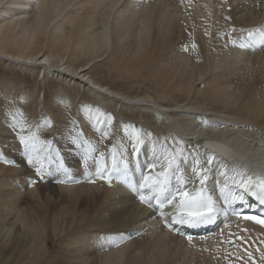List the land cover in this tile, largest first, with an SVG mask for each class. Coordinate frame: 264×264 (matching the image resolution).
<instances>
[{"label": "bare ground", "instance_id": "1", "mask_svg": "<svg viewBox=\"0 0 264 264\" xmlns=\"http://www.w3.org/2000/svg\"><path fill=\"white\" fill-rule=\"evenodd\" d=\"M150 3L154 4L147 10ZM250 27L264 29V0H0V57L5 63L19 65L20 72L33 67L44 74V81L49 70L65 71H57L63 84L54 95L58 106L65 104L60 106L65 113L63 122L61 112L57 121L47 108L42 90L23 89L11 79L0 86L2 97L11 104L0 111V145L8 153L2 152L1 159L11 161L0 165V264H188L187 256L199 255L196 245H203L205 238L193 237L182 247L179 237L157 222L149 223L156 213L136 205L120 184L105 183L95 175L101 152L110 167L113 147L117 159L124 150L132 151L125 142L127 134H120L127 121L118 125L119 134L113 140L101 137L103 120L96 121L103 113L113 117L110 128L117 127L115 114L120 107L131 112L155 111L158 118L153 115L151 122L143 124L155 138L138 145L139 159L133 152L129 167L136 172L142 167L146 175H154L162 168L149 170L154 157L151 151L161 145L162 153L156 155L161 159L171 146L172 150L183 148L184 189L188 182H199L192 171L195 159L203 165L211 154L217 159L208 166V187L214 190L230 182L239 190L242 173L264 168V47L250 49L247 46L253 43H242L247 50L239 51L234 43ZM95 74L136 84L146 94L131 97L95 79ZM79 81L98 98L96 102L84 98L91 96ZM67 87L74 89L73 101ZM76 100L84 102L79 111H74ZM110 103L116 104L113 112L106 110ZM24 104H32L34 110H23ZM29 114L31 133L39 135L47 131L52 137L64 134L77 141L72 127L81 125L83 141L91 142L95 151L90 153L88 144L79 142L75 151L65 152L66 169L55 160L53 167L50 163V175L40 178L35 173V183L29 185L34 166L28 163L29 153L17 151L22 145L10 123L13 115L25 122ZM220 115L235 117L242 124L226 125ZM66 119L73 124L67 125ZM247 123L253 124V134ZM203 124L208 125L205 133ZM256 127L261 131L255 133ZM233 129L243 132L239 138L244 153L239 157L232 149L207 147L206 143L207 148L194 147L204 134L219 144H233L228 137ZM39 146L38 142V150ZM81 168H87V174ZM225 169L227 175L221 176ZM77 173H82L80 178H72ZM89 177L95 183L86 182ZM138 177L141 184L143 177ZM245 177L257 180L253 174ZM172 181L177 186L175 178ZM216 196L220 211L222 196L220 192ZM135 229L142 231L126 232ZM143 229L149 235L139 239ZM50 231L66 241V253L57 263L49 248ZM219 231L231 240L230 247L208 244L213 257L220 255V264H231L230 260L233 264H264L262 229L235 220L224 223ZM121 237L123 242L115 247ZM214 260L211 257L209 262Z\"/></svg>", "mask_w": 264, "mask_h": 264}, {"label": "snow or ice", "instance_id": "2", "mask_svg": "<svg viewBox=\"0 0 264 264\" xmlns=\"http://www.w3.org/2000/svg\"><path fill=\"white\" fill-rule=\"evenodd\" d=\"M246 39L249 41H260L264 43V29H259L255 31H248ZM235 43V42H234ZM195 47V45H193ZM187 50V49H185ZM91 113V109L89 110ZM17 115L23 116L22 113ZM103 120V125L100 129V134L102 138H107L111 133L106 128H110L112 124L113 117L110 115H105L100 113L97 117V123L99 124ZM11 126L13 129H18V138L21 145H23V150L26 153H29L28 163L35 167L36 173L38 176L43 175V169L46 161H51L53 159L52 153L55 151L51 147L50 142L40 141L41 148L37 149V138L35 135H24L23 133L27 131V125L23 120H18L16 115H13L10 120ZM45 123H48L47 121ZM215 126V125H214ZM133 127V126H129ZM125 132H128V128L124 129ZM134 141L132 151L139 154L138 145L142 143L141 132L136 130L133 127ZM147 135H151L148 133ZM79 143V140L74 141ZM83 143L88 144V151L94 152L95 148L92 147L91 142L85 140ZM182 144V142H179ZM42 153V154H41ZM183 156V148H176L172 151H167L162 155L161 160H154L150 166L149 170H154L157 167V164L160 165L162 171L155 173L154 175H146L142 178V183L134 187V191L137 192L139 200L142 203L153 206L155 202V210L159 212L161 218H165L167 215L172 217L178 224H186L189 226H196L201 224H206L212 221L213 217L219 211L217 207L216 200L208 194L206 189L203 187L208 178V166L213 164L217 159L214 155L209 154V157L206 159L202 165L198 158L195 159V164L192 168V171L196 177L199 179L201 185L200 189L194 193H189L184 190V177L181 171V158ZM0 158H2V153H0ZM100 169L95 173L98 178L106 179L109 184L112 182L114 176L126 175L129 170V161L127 159V150H124V153L120 155V159H117V150L115 147L112 149L111 156V168L105 163V155L103 152L99 154ZM162 161V162H161ZM6 163H11V161L5 160ZM221 176L227 175V170L220 172ZM242 175V174H241ZM175 178L177 186L175 187V192L160 199V195L165 193L168 190V186L172 179ZM88 183H95V180L89 177L87 179ZM239 187L244 189L246 192H250L251 195L255 196L261 204H264V178L257 181H252L251 177H243L240 181ZM225 187L220 189L221 196L227 200L230 193H226ZM151 193L152 195H148ZM179 196L178 203H175L174 211L171 213H165L164 209L169 205L176 202V198ZM246 219L256 220L257 223L264 224V219H259L254 216H246ZM165 226H169L167 220H165ZM123 237L117 243L115 247H119L120 242H123ZM189 242L191 243V237H188ZM251 257V253L248 254ZM262 259H264V254H262Z\"/></svg>", "mask_w": 264, "mask_h": 264}, {"label": "rangeland", "instance_id": "3", "mask_svg": "<svg viewBox=\"0 0 264 264\" xmlns=\"http://www.w3.org/2000/svg\"><path fill=\"white\" fill-rule=\"evenodd\" d=\"M3 58V57H2ZM1 57H0V86H2L4 83H5V81L7 80V79H11L12 81H15L18 85V87H23V89H26V90H28V89H30V90H37V93H39V91H43V93H42V95L43 96H45V98H46V106H47V108L49 109V111L51 110V113H52V115L56 118V120L58 121V120H61L60 119V114H59V112H61V108H60V106H64L65 104H61V105H59L58 106V103L57 102H54V97L56 96L55 94L57 93V88L60 86V85H62L63 84V82H61V80L59 79V78H57V76H59V77H61V75H59L58 74V72L57 71H60L59 73H63V72H65V71H63V72H61L62 70H60V69H58V70H53V71H51V70H49L48 72L50 73V75H49V78L47 79V81H44L43 79H44V74L42 75V74H40V73H38V70H36V71H34L33 70V67H30V69L28 68L27 70L25 69V71L24 72H20L19 70H17V68H18V66L19 65H16L15 64V66H17L16 68H15V66H13V67H11V66H9V64H7V63H5V59H4V61H3V59H2ZM6 64V65H5ZM65 68H63V70H64ZM31 70H33V71H31ZM30 72V73H29ZM31 72H33V73H35V74H32ZM47 72V74H49ZM55 72V73H54ZM56 74V75H55ZM53 75V76H52ZM56 76V77H55ZM79 76V78H81V77H83V76H81V75H78ZM63 77V76H62ZM95 79H99L100 81L102 80L103 81V83H105V84H110V86L112 87V89H114V90H116V91H120L121 93H124L123 91H125V93L124 94H127V95H129V96H134V95H138V96H141L142 97V95H145L146 93H144V91L141 89V88H138V87H136L135 85H131V84H128L129 82L128 81H124V80H116L114 77H111V75H110V77L109 76H106V75H97V74H95ZM82 79V78H81ZM128 82V83H127ZM79 83H80V81H79ZM80 84H82V83H80ZM83 86H84V91L85 92H87L90 96H91V98H86V97H84L85 99H90L91 101H94V102H96L97 101V99L98 98H94L89 92H88V90H87V86H86V84H82ZM68 88V87H67ZM83 88V87H82ZM119 89V90H118ZM122 89V90H121ZM145 90H147V87H145L144 88ZM72 89H70V88H68V91L70 92V93H73L72 94V97H71V101H73V99H74V89L71 91ZM83 90V89H82ZM142 90V91H141ZM144 93V94H143ZM41 95V97H40V99H43V96ZM55 95V96H54ZM0 98H2V100L0 99V111L2 110V109H5L6 107H9L11 104L10 103H8L7 101H6V99H4L3 97H2V93H1V91H0ZM80 98H81V96H80ZM55 103V104H54ZM76 103H77V105L75 106V109H74V111H79L80 110V108H81V106L83 105L84 106V102L83 101H78V100H76ZM112 105V104H111ZM31 106V107H30ZM82 106V107H83ZM112 108H116L115 107V105L113 104V106H112ZM22 109L23 110H27V111H31L32 109L34 110V107L32 106V104L30 105V104H27V105H25L24 104V106L22 107ZM29 109V110H28ZM120 110V111H119ZM116 113H118L117 114V116L118 117H121V118H123L124 119V114L126 115V117L128 118V119H126L127 120V122H133L134 123V125H133V127H134V129H136V130H140V132H143V129L142 128H140L141 126L140 125H142L144 122L146 123L147 122V120H148V122H151L152 121V115L150 114V112L149 111H144V112H142V113H139V114H136V115H134V114H129V113H127L126 111H125V109H119ZM89 111V110H88ZM32 112H35V111H32ZM25 113V112H24ZM26 114V113H25ZM31 114V113H30ZM30 114L29 115H25V123H26V125H27V131H25L23 134L24 135H35L36 136V138H37V141L38 142H40V141H44V142H50L51 143V147H52V149H54L55 151L52 153V156H53V159L51 160V161H46L45 162V165H44V169H43V171H46L47 169H52V167L54 166V162H55V160H58L59 162H60V164H61V166L63 167V168H65L66 169V165H65V163H63V159H64V155H65V152L67 153V152H72V151H75L76 149H77V145L76 144H78V143H76V142H74V141H76V140H70V139H68V136L66 135H64V134H62V136L61 137H52L51 136V134H50V132H47L46 131V133L44 132V133H41L40 135L39 134H37V133H31V128H32V123H33V121H32V118H29V116H30ZM148 114V115H147ZM65 116V113L62 111L61 112V117H62V120H61V122H63L64 121V117ZM146 119H145V118ZM1 118V117H0ZM7 119V118H6ZM29 120V121H28ZM67 120V122H66V124L67 125H71V124H73V121H71V120H69V119H66ZM74 120V119H73ZM143 120V121H142ZM145 120V121H144ZM3 121H6V120H4L3 119ZM31 122V123H30ZM137 123V124H136ZM141 123V124H140ZM9 124V123H8ZM77 126V127H76ZM76 126H74V127H72V130H73V132L77 135L78 134V136H79V138H77V140H79V142H82L83 141V138H82V133H84L83 132V130H80L79 129V127H78V125H76ZM128 127V132H125L124 130L123 131H121V136H124V134L126 135L127 134V138L125 139V142H126V144L131 148V149H133V141H134V135H132V133H133V128L132 127H129V125H127L126 126V128ZM130 128V129H129ZM78 129V130H77ZM81 131H82V133H81ZM118 130H114L113 131V134H112V136H111V140H113L114 138H115V136L116 135H118L119 134V132H117ZM28 132H30V133H28ZM80 132V133H79ZM2 133V132H1ZM17 133H18V129H17ZM123 133V134H122ZM131 134V135H130ZM6 135V134H5ZM64 135V136H63ZM51 136V137H50ZM63 137V138H62ZM65 137V138H64ZM17 139H18V142H19V138L17 137ZM57 139V140H56ZM66 139V142L64 143L63 142V140H65ZM3 140V139H2ZM5 140H7L6 138H5ZM1 141V140H0ZM73 141V142H72ZM2 142V141H1ZM37 142V143H38ZM61 142H63V143H61ZM68 142V143H67ZM72 142V143H71ZM20 143V142H19ZM61 143V144H60ZM8 144L12 147V143L11 142H9L8 141ZM61 147H60V146ZM66 145V146H65ZM21 146V145H20ZM65 146V147H64ZM68 146V147H67ZM72 146V147H71ZM69 147H70V149H69ZM76 147V148H75ZM3 148V145H2V147H1V145H0V153H2L3 152V154H4V152H5V155H7L8 156V153H7V151H4V148ZM40 148H41V145L39 146V150H40ZM67 148V150H64V149H66ZM158 148V149H157ZM22 149V150H21ZM61 149V150H60ZM159 149H161V145L160 146H158V147H156L153 151H151V154L152 155H156V154H159V153H162V150H159ZM17 151L19 152V153H24L25 151L23 150V145L20 147V149H17ZM161 151V152H160ZM131 151H129L128 153H130ZM58 153V154H57ZM60 153V154H59ZM61 153H63V154H61ZM42 154V153H41ZM63 155V156H62ZM3 157V156H2ZM53 164L52 165V167H51V164ZM3 164V165H2ZM6 163H4L3 162V160L0 158V165H2V166H4ZM50 164V165H49ZM50 167V168H49ZM70 169H71V167H72V165H70V166H68ZM34 171L32 172V173H34L33 175H32V177H30L29 178V180L31 179L34 183H35V179H36V177H35V173H36V171H35V167H33L32 168ZM81 170H82V173L83 172H85L86 173V170H83L82 168H81ZM71 171H73L72 169H71ZM75 171H76V169H75ZM82 173H80V174H78L77 173V175H75V174H73V177L72 178H76V179H78V178H80V176L82 175ZM76 176V177H75ZM78 177V178H77ZM40 178H42L41 176H40ZM44 178H46V175H45V177ZM30 182V181H29ZM77 183H78V181H77ZM33 184V183H32ZM31 184V185H32ZM221 238V235H218V237H217V239H220ZM48 239H49V245H50V252H51V256H52V258H53V260L55 261V263H57V262H59L60 261V257H62L65 253H66V246H65V244H66V241H65V239H64V241H62L61 239H58V238H55L52 234H51V231H50V233H48ZM141 241H143V240H141ZM229 239H225V241H224V244L225 243H228L229 244ZM222 245H223V242L221 243ZM182 245V247H185V245L182 243L181 244ZM184 245V246H183ZM65 247V248H64ZM204 248V249H203ZM185 249V248H184ZM201 249V250H200ZM199 250V251H198ZM208 250V248L206 247H202V248H199V249H197V251H196V253L197 254H199V255H195L194 254V256H196V257H191V256H187V261H186V263H188V262H190V261H194V260H198L199 258H201L202 256H205V254H206V251ZM202 251V252H201ZM205 251V252H204ZM192 258V259H191ZM194 258V259H193ZM198 258V259H197ZM185 263V262H184ZM203 263L204 264H209L208 262H206V261H203ZM189 264V263H188Z\"/></svg>", "mask_w": 264, "mask_h": 264}]
</instances>
